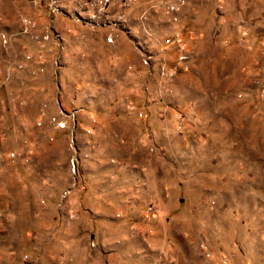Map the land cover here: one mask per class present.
Returning <instances> with one entry per match:
<instances>
[{
    "label": "rangeland",
    "instance_id": "1",
    "mask_svg": "<svg viewBox=\"0 0 264 264\" xmlns=\"http://www.w3.org/2000/svg\"><path fill=\"white\" fill-rule=\"evenodd\" d=\"M0 264H264V0H0Z\"/></svg>",
    "mask_w": 264,
    "mask_h": 264
},
{
    "label": "crops",
    "instance_id": "2",
    "mask_svg": "<svg viewBox=\"0 0 264 264\" xmlns=\"http://www.w3.org/2000/svg\"><path fill=\"white\" fill-rule=\"evenodd\" d=\"M84 64V61H79L78 59L71 60V72L74 74L82 73L83 69L85 70V68H82Z\"/></svg>",
    "mask_w": 264,
    "mask_h": 264
},
{
    "label": "built area",
    "instance_id": "3",
    "mask_svg": "<svg viewBox=\"0 0 264 264\" xmlns=\"http://www.w3.org/2000/svg\"><path fill=\"white\" fill-rule=\"evenodd\" d=\"M108 0H103V2H107ZM11 156L13 155L12 153L10 154Z\"/></svg>",
    "mask_w": 264,
    "mask_h": 264
}]
</instances>
